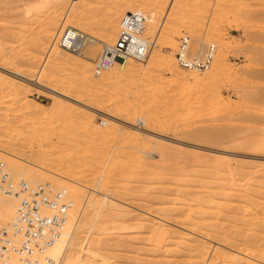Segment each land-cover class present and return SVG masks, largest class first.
Wrapping results in <instances>:
<instances>
[{
	"label": "rangeland",
	"instance_id": "obj_1",
	"mask_svg": "<svg viewBox=\"0 0 264 264\" xmlns=\"http://www.w3.org/2000/svg\"><path fill=\"white\" fill-rule=\"evenodd\" d=\"M127 11L145 18L149 61L96 77L93 61ZM70 26L98 41L91 58L82 49L72 63L58 49ZM183 37L193 59L214 45L207 71L177 66ZM0 58V161L29 185L78 188L73 221H94L72 264H264L240 259L249 245L264 258V0H0ZM153 114L166 131L149 130ZM193 131L224 136L201 142L184 134Z\"/></svg>",
	"mask_w": 264,
	"mask_h": 264
},
{
	"label": "built area",
	"instance_id": "obj_2",
	"mask_svg": "<svg viewBox=\"0 0 264 264\" xmlns=\"http://www.w3.org/2000/svg\"><path fill=\"white\" fill-rule=\"evenodd\" d=\"M116 40L102 45L93 61L95 76L115 64L125 61L143 62L150 43L145 37V18L136 11H127L119 21ZM54 41L57 46L72 54L82 50L86 35L79 30L63 31ZM214 48L209 47L200 59L188 56V40L180 39L174 59L183 70L205 71L211 64ZM102 121L98 125H102ZM17 199L15 216L5 226L0 225V264H9L11 257L17 264H30L32 259L45 253L60 238L65 228L72 201L64 191L55 190L49 183L29 185L25 180L14 179L7 165L0 161V197ZM52 262V263H51ZM56 264L55 260L50 261Z\"/></svg>",
	"mask_w": 264,
	"mask_h": 264
},
{
	"label": "bare ground",
	"instance_id": "obj_3",
	"mask_svg": "<svg viewBox=\"0 0 264 264\" xmlns=\"http://www.w3.org/2000/svg\"><path fill=\"white\" fill-rule=\"evenodd\" d=\"M68 29H70V31L71 30H77V29H74V28H72L71 26L70 27H68L67 29H65L64 31H66V30H68ZM211 35V34H210ZM54 37V36H53ZM86 37H88V36H86ZM85 37V39H84V41H83V45H82V49H85L86 50V55H88L90 58H91V56H93V46L98 42L96 39H89V38H86ZM110 37V36H109ZM183 38H187V40H188V45H189V38L188 37H183ZM182 39V38H181ZM52 40V39H51ZM203 46H204V44H203ZM212 46V45H211ZM210 46V47H211ZM213 48H214V51H215V47H214V45L212 46ZM153 48V46H152V44H150V48H149V53H150V51H151V49ZM209 48V47H208ZM58 49L60 50V51H62L63 53H68V52H66V51H64V50H62V49H60L59 47H58ZM226 49H224V48H219L218 49V53L219 52H222V51H225ZM82 51V50H81ZM202 52H203V48L201 47L200 48V50L198 51V56H202L203 54H202ZM51 53H53V55L55 56V57H60L61 55H62V53H60V52H58L56 49H52L51 50ZM196 53V52H195ZM70 56L67 58V60L68 61H70V62H72V63H77V58L75 59V57H77V56H79V55H81V52L80 53H78V54H72V53H68ZM202 54V55H201ZM205 54V53H204ZM214 54V53H213ZM188 56H189V54H188ZM64 57V56H63ZM62 57V58H63ZM213 57L214 56H212V59H213ZM1 59V58H0ZM149 59V54H148V56H147V58L143 61V62H139V63H142V65H138V66H141L140 68H142V66H145L146 64H147V62L149 61L148 60ZM197 59H199V58H197ZM131 62H135V61H131ZM211 62H212V60H211ZM218 64L220 63L221 64V61H216ZM135 63H137V62H135ZM223 64V63H222ZM122 65H126L127 67H128V69H131L132 67H131V64L129 63V61H125V62H121L120 64H115V65H113L112 67H113V69H115V68H117V67H120V66H122ZM168 66H171L172 64H170L169 65V62H168V64H167ZM211 65V64H210ZM148 66V65H147ZM215 66V65H214ZM85 67H87V65H84L83 66V68H85ZM112 67H110V68H112ZM131 67V68H130ZM219 67V66H218ZM109 68V69H110ZM210 68V66L205 70V71H207L208 69ZM89 70H90V68H85V69H82L81 68V77H82V79H84V80H86L87 79V74H88V72H89ZM217 70V69H216ZM192 71H195V70H192ZM205 71H197V72H199V73H201V72H205ZM106 72V71H105ZM104 72V73H105ZM214 71H211V72H209V76H210V78L213 76V73ZM218 73V72H217ZM94 74V73H93ZM103 74V73H102ZM102 74H100L99 76H101ZM117 75V69H115V70H113V71H111L108 75H107V77H115ZM99 76H96V77H99ZM174 76H175V73H174ZM117 77H118V75H117ZM197 79V81L198 80H200L201 81V79H203L202 78V76H199V75H196L195 76ZM172 78V77H171ZM213 78V77H212ZM174 79H175V77H174ZM177 80H178V78H177ZM184 81V80H183ZM261 81H263V80H261ZM174 82H175V80H174ZM181 82V81H180ZM172 83V82H171ZM170 83V84H171ZM261 83V82H260ZM260 83H259V85H260ZM264 87V86H263ZM263 93H264V91H263ZM58 104V103H57ZM55 105H56V102H55ZM127 107H129V106H127ZM139 108H140V106H139ZM175 108V107H174ZM117 109V108H116ZM130 109H132L131 107H130ZM135 109V108H134ZM144 109H145V107H144ZM127 110H129V109H127ZM175 110V109H174ZM117 111V110H116ZM170 111H171V109H170ZM169 111V112H170ZM125 112V111H124ZM123 112V113H124ZM169 112H168V118H169V116H170V114L172 115V113H170L169 114ZM117 113H118V111H117ZM133 114H134V112H133ZM152 114V113H151ZM165 114V115H166ZM157 115V116H156ZM167 115L165 116V119L167 118ZM176 115V114H175ZM133 116V115H132ZM160 116V115H159ZM161 116H164L162 113H161ZM127 117H129V119L131 120V117L130 116H127ZM126 117V118H127ZM172 117H173V115H172ZM175 117V116H174ZM134 118V120L136 119L135 117H133ZM132 118V119H133ZM145 118V117H144ZM150 122H149V124L147 125V126H150L151 128H149V130L150 129H159V130H162L163 129V127L164 128H168L167 127V124H166V126H165V124H164V122L166 121H159V119H158V114H153V115H150ZM161 118V117H160ZM170 119H171V121H172V118H171V116H170ZM138 120V119H137ZM145 120H146V118H145ZM161 120H162V118H161ZM256 120V119H255ZM140 121V120H139ZM168 121V120H167ZM175 121V120H174ZM145 122V121H144ZM163 122V123H162ZM169 122V121H168ZM189 122V121H188ZM188 122H186L187 124H188ZM146 123V122H145ZM191 123H193V122H190L189 124L191 125ZM172 124H173V122H172ZM185 124V123H184ZM132 126V125H131ZM144 127H145V124H144ZM144 127H143V129H144ZM187 127H189V126H187ZM192 127H194V124H193V126ZM192 129V128H191ZM145 130V129H144ZM163 130H165V129H163ZM183 130H184V128H183ZM193 130V129H192ZM197 130V129H196ZM166 131V130H165ZM184 131H190V129H188V130H186V128H185V130ZM203 131V130H202ZM135 133H137V132H135ZM135 133H133V134H130L131 135V137H133L134 139L136 138H138V136L135 134ZM176 134V133H175ZM184 134H186L187 136H190V137H194L195 139H198V140H200L201 142L204 140V139H208V138H212V142L214 143L215 141H213V137L215 136V135H218L219 137H220V135L221 134H218L217 132H213V131H204V132H201V133H199V132H187V133H184ZM179 136V135H178ZM224 136V134H222L221 135V137L220 138H222ZM155 137H157V135L155 136ZM113 138V137H112ZM115 138V137H114ZM140 138V137H139ZM217 138V137H216ZM215 138V139H216ZM220 138H219V140H220ZM217 140H218V138H217ZM210 142H211V140H210ZM187 145V144H186ZM143 148V147H142ZM161 148V147H160ZM161 149H163V148H161ZM165 149V148H164ZM134 150H135V148H134ZM133 150V151H134ZM138 151V150H137ZM136 151V152H137ZM107 152V151H106ZM140 152L141 153H143V149H140ZM145 152V151H144ZM162 152V151H161ZM161 152H158L159 154L161 153ZM5 153H7V152H5ZM110 153V152H109ZM7 154H9V152L7 153ZM6 154V155H7ZM12 153H10V155H7V156H12L11 155ZM156 154H157V152H156ZM166 155V154H165ZM169 155V154H168ZM119 156V155H118ZM157 156H158V154H157ZM160 156V155H159ZM5 157V156H4ZM15 157V156H14ZM137 157V156H136ZM162 157V156H161ZM166 157V156H165ZM6 158V157H5ZM8 158V157H7ZM9 158H11V157H9ZM126 158H129L131 161H132V163L134 162V167H132V168H135V166L138 168V169H140V167H141V169H142V166L140 165V163H138L136 160L138 159V158H133V156H132V154L129 156V157H126ZM139 158H140V156H139ZM154 159H155V157H153ZM112 159V158H111ZM158 159H160V157L158 158ZM162 159V158H161ZM164 159V158H163ZM19 161H21V163L22 162H26L27 163V161H23V160H21V159H18ZM110 160V159H109ZM141 160V158L139 159V161ZM156 160V159H155ZM111 161V160H110ZM109 161V162H110ZM157 161H159V160H157ZM109 162H107L106 163V161H105V166H106V168H107V166H109V164L111 163H109ZM114 162V161H113ZM127 162H129V160H127ZM141 162V161H140ZM109 163V164H108ZM228 163V162H227ZM29 164V163H28ZM43 164V163H42ZM115 164H117V163H115ZM122 164H123V162H122ZM122 164L120 163V164H118L120 167L122 166ZM156 164H158V163H156ZM183 164V163H182ZM114 165V164H113ZM124 165V164H123ZM127 165V164H126ZM125 165V166H126ZM144 165H145V163H144ZM162 165V164H161ZM226 165V164H225ZM229 165V164H228ZM34 167L36 166V165H33ZM104 166V167H105ZM110 166H112L111 164H110ZM146 166V169H147V165H145ZM36 167H39V166H36ZM114 166H112L111 167V169H113V171H114V168H113ZM127 167V166H126ZM129 167H130V165H129ZM129 167H127L126 169L128 170V168ZM41 168V167H40ZM145 168V167H144ZM152 168H154V166L152 165ZM156 168H158V167H156ZM160 168V167H159ZM158 168V169H159ZM42 169V168H41ZM124 170V173H125V171H127V170ZM184 169V168H183ZM12 170V169H11ZM118 170V169H117ZM43 171H44V173H49V171H47V169H43ZM111 171V170H110ZM155 171H156V169H155ZM31 173H32V171H30ZM112 172V171H111ZM89 173V172H88ZM118 173H119V171H118ZM147 173V175H149V177H150V173L149 172H146ZM149 173V174H148ZM160 173V172H159ZM218 173V172H217ZM230 173V172H229ZM34 174V175H33ZM78 174V173H77ZM83 173H81L80 172V175H82ZM112 174V173H111ZM121 174H122V172H121ZM30 175H32L33 177H35V175H37V177L39 176L38 174H36V173H34V171H33V173L32 174H30ZM43 175V174H42ZM46 175V174H45ZM255 175V174H254ZM257 175V174H256ZM57 176V179L58 178H60L61 176H59V175H56ZM56 176H54V177H56ZM70 176V175H69ZM78 176V175H77ZM84 176V175H83ZM87 176V175H86ZM122 177V176H121ZM139 177V176H138ZM160 177V176H159ZM36 178V177H35ZM40 178L43 180L44 178H46V176L45 177H39L38 178V180H40ZM88 178V177H87ZM64 179H66L65 177H64ZM83 179V178H82ZM84 179H85V176H84ZM169 179V178H168ZM252 179V178H251ZM47 180V179H46ZM46 180H44V182L46 181ZM60 180H61V178H60ZM62 180H63V178H62ZM90 180V179H89ZM140 180V179H139ZM162 180H163V178H162ZM235 180V179H234ZM41 181V180H40ZM48 181V180H47ZM176 181V180H175ZM208 181V180H207ZM52 182H54L53 184H56L58 187H61V181H56V179H55V181L53 180ZM51 182V180H50V184L52 183ZM218 182V181H217ZM48 183H49V181H48ZM221 183V182H220ZM41 184H42V181H41ZM45 184V183H44ZM63 184V183H62ZM104 184V186H106L105 185V183H103ZM234 184V183H233ZM141 185V184H140ZM243 185V184H242ZM64 186V185H63ZM62 186V187H63ZM168 186V185H167ZM228 186V185H227ZM245 186V185H244ZM232 187H234V186H232ZM66 188V189H65ZM68 188V189H67ZM177 188V187H176ZM185 188V187H184ZM252 188V187H251ZM76 189V188H75ZM74 188H72V187H69V186H67L66 185V187H64V190L62 189L61 191H64L65 193H66V195L67 196H69L70 198L71 197H75L73 194H75V195H79V193L78 192H76L77 190H78V188L75 190ZM180 189V188H179ZM194 189V188H193ZM214 190V189H213ZM80 191V190H79ZM251 192V191H250ZM224 193V192H223ZM229 193H230V191H229ZM238 194V193H237ZM72 195V196H71ZM153 195V194H152ZM225 195V194H224ZM244 196V195H243ZM86 197V196H85ZM79 198H80V196H79ZM89 198H91L90 197V194H89ZM93 198V197H92ZM172 198V197H171ZM176 198V197H175ZM242 198V197H241ZM72 199V198H71ZM82 199H83V196H82ZM85 199V198H84ZM76 200H77V198H76ZM103 200V199H102ZM173 200V199H172ZM251 200V199H250ZM253 200V199H252ZM255 200V199H254ZM89 201V205H87V206H85V209L87 208V210L90 208V207H92V205H90V201H92V200H88ZM87 201V202H88ZM104 201V200H103ZM108 201V200H107ZM206 201H207V199H206ZM178 202H179V200H178ZM191 202V201H190ZM246 202V201H245ZM263 202V201H262ZM85 203V202H84ZM185 203H186V201H185ZM73 204H74V200H73ZM102 204H103V202H102ZM116 204V203H115ZM189 204V203H188ZM101 205V204H100ZM74 206V207H73ZM72 207L73 208H71L70 209V213L68 212V218H67V223H66V226H65V228L62 230V232H61V235H60V238L54 243V245L52 246V247H50L49 249H47L46 251H45V253L44 254H42V255H40V256H38V258L39 257H42V258H44V259H37V260H31V263L30 264H51L50 263V261H53V260H55V263H57V264H72L73 262H71V261H74V260H71V259H73L72 257H74L75 255H77V253L79 254L80 253V249H79V245H77V244H75V241H79L80 242V239H81V241H83L84 239H85V236H86V234L88 233L87 231L89 230H91V228L93 229V224H94V221H93V224L92 225H89L88 224V222L87 221H85V219H78V220H75V221H73L74 219V216L75 215H73L74 214V210L75 209H77V208H79V207H77L76 208V206H75V204L73 205ZM79 206V205H78ZM102 206V205H101ZM235 206V205H234ZM239 206V205H238ZM16 207H17V199H15L14 197H11V196H2V197H0V225H2V226H4V225H6L5 224V222L7 223V225L12 221V219L14 218V216H15V211H16ZM182 207V206H181ZM202 209V208H201ZM237 209V208H236ZM78 210V209H77ZM188 210H189V208H188ZM214 210V209H213ZM250 210V209H249ZM85 211L86 210H84L83 209V212H82V210L80 211V212H82L83 214L85 213ZM174 211V210H173ZM203 211H204V209H203ZM206 211V210H205ZM262 211V210H261ZM240 212V211H239ZM241 212H242V210H241ZM75 213H77V212H75ZM86 213H88V212H86ZM85 213V214H86ZM187 214V213H186ZM194 214H196V213H194ZM218 214V213H217ZM245 214V213H244ZM201 215V214H200ZM181 216L183 217V213H181ZM189 216L191 217V213L189 214ZM199 216V215H198ZM233 216V215H232ZM118 217V216H117ZM179 217V216H178ZM184 217H186V216H184ZM189 217V218H190ZM247 217V216H246ZM116 218V217H115ZM156 218V217H155ZM161 218V217H160ZM160 218H158V219H160ZM180 218V217H179ZM242 218V217H241ZM2 219H4L5 221H4V224L2 223ZM175 219V218H174ZM184 219V218H183ZM244 219V218H243ZM260 219V218H259ZM262 219H264V217L262 218ZM96 220V219H95ZM250 220V219H249ZM254 220V219H253ZM91 221V220H90ZM113 221V220H112ZM216 221V220H215ZM264 220H262V222H263ZM9 222V223H8ZM202 223V222H201ZM111 224V223H110ZM245 226V225H244ZM121 227V226H120ZM159 230V229H158ZM237 230V229H236ZM240 231H241V229H240ZM154 234V233H153ZM158 234H159V232H158ZM162 234V233H161ZM230 234V233H229ZM228 234V235H229ZM88 235V234H87ZM166 235V234H165ZM225 235H226V233H225ZM91 236V235H90ZM162 236V235H161ZM187 237V236H186ZM209 237V236H208ZM207 237V238H208ZM230 237V236H229ZM83 238V239H82ZM90 238V237H89ZM148 238V237H147ZM162 238V237H161ZM224 238H225V236H224ZM158 239V238H157ZM228 240L230 241V239L228 238ZM101 241V240H100ZM233 242V241H232ZM84 243V242H83ZM227 245V244H226ZM237 245V244H236ZM239 246V245H238ZM235 247V246H234ZM224 248V247H223ZM230 248V247H229ZM243 248H245V247H243ZM233 249V248H232ZM238 249H239V247H238ZM248 250H252L253 249V245H249L248 246V248H247ZM256 250H257V248H256ZM250 251H248V253L246 252V255L244 254V255H242V257L240 258V259H245V260H247V259H251L252 261H254V262H258V263H264V258H258V260H256V259H252L251 257H250ZM253 251V250H252ZM256 252V251H255ZM255 252L253 251V253L255 254ZM83 254H88V255H90L89 254V248L87 247V248H85V250L83 249V252H82ZM188 253V252H187ZM237 254V253H236ZM260 254V253H259ZM206 256H207V253H206ZM264 256V255H263ZM14 258V260H13V263H14V261L16 260L17 261V259H15V257H13ZM101 258V257H100ZM99 258V259H100ZM254 258H257V255H256V257H255V255H254ZM98 259V260H99ZM102 259V258H101ZM11 260V259H10ZM103 260V259H102ZM192 260V259H191ZM215 260V259H214ZM100 261V260H99ZM104 261V260H103ZM189 261V260H188ZM193 261H194V259H193ZM11 262V261H10ZM100 262H102V261H100ZM230 262H231V260H230V258H226L224 261H222L220 264H230ZM12 263V262H11ZM11 263H9V264H11ZM105 263V262H104ZM242 263H245L244 261L242 262ZM15 264H17V262L15 263ZM188 264V263H187ZM219 264V263H218ZM241 264V263H240Z\"/></svg>",
	"mask_w": 264,
	"mask_h": 264
}]
</instances>
